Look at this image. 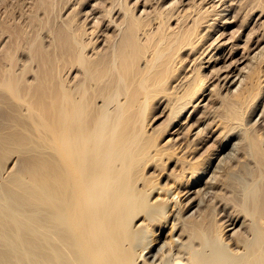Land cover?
Returning <instances> with one entry per match:
<instances>
[{"label":"bare ground","instance_id":"obj_1","mask_svg":"<svg viewBox=\"0 0 264 264\" xmlns=\"http://www.w3.org/2000/svg\"><path fill=\"white\" fill-rule=\"evenodd\" d=\"M123 8V22L114 18L108 22V29L122 33L112 49L94 46L103 34L93 25L82 30V37L76 31L63 32L54 60L46 59L48 66L42 64L38 87L20 81L0 84V171L3 160L17 157L15 168L0 183L11 218L0 215V264H264V138L245 127L249 124L246 111L264 89V61L259 64L264 44L259 61L255 59L258 52L249 53L254 46L247 50L250 42L243 49L249 54L234 59L243 45L232 38L241 32L228 36L237 17L233 14L234 19H229L232 7L227 5L222 9L229 12L219 26L210 21L219 16L217 12L209 17L204 15L209 9L204 13L201 8V16H192L184 10L191 19L187 23L185 18V27L182 24L177 31L165 27L161 14L165 19L155 24L152 19L150 26L142 14L147 10L141 16L133 14V6ZM203 21L207 28L199 31ZM206 38L212 41L201 45ZM259 39L264 41V36ZM192 53L190 60L183 57ZM184 59L192 64L199 59L200 64L188 68V62L183 65L187 73L177 76ZM222 60L231 61L216 67ZM61 62L69 75L66 82L57 77ZM211 66L210 72L224 81L222 87L227 84L233 93L220 114L201 127L204 119L200 120L199 111L209 96V74L202 69ZM236 81L237 87L231 89ZM162 116L166 124L153 127ZM241 129L247 132L245 150L237 142L227 150ZM186 132L194 136V144L195 139L205 138L203 133L209 138L219 132L221 146L211 153L207 166L182 156L193 149L188 145L186 149ZM166 133L169 137H164ZM165 156L188 170L192 184L210 173L206 184L215 188L222 167L230 163L229 170L238 168L230 175H248L252 188L260 187L250 188L237 203L225 200L222 189L228 184L216 189L213 202H225L223 206L233 207L234 212L231 209L233 214L221 218L215 230L202 238L196 224L185 216L197 204L196 193L202 189L174 190L146 174L147 168L160 166ZM174 177L175 182L180 179L179 174Z\"/></svg>","mask_w":264,"mask_h":264},{"label":"rangeland","instance_id":"obj_2","mask_svg":"<svg viewBox=\"0 0 264 264\" xmlns=\"http://www.w3.org/2000/svg\"><path fill=\"white\" fill-rule=\"evenodd\" d=\"M175 1L176 0H0V84L6 83L8 81L13 82V83L20 81L23 85H26V83H28V85H35L38 87V85H40V80H39L38 76L42 72V64H46V59L49 60V62H51V60H54V55H55V52L57 51L59 36L63 32L69 33L71 31H76L78 36L82 37V30L88 26H90L92 28V25H93L94 26L93 28L97 29L96 31H98V29L100 28L98 32L101 31L100 33L103 34L100 36L99 39L100 40L102 38L104 39L102 41V43L98 41L99 39L97 41H95L94 46H96V45L98 47L102 46L101 47L102 49H104V48L106 49L107 47L109 49H112L117 44L122 33H118L117 31H114L113 29H108V27H107L108 22H110L109 19L113 20V18L117 23L123 22L124 10L121 11L120 8L124 9L123 8L124 5H126V6L129 5L131 8L133 6V9L131 11L133 12V14L135 13L134 15H141L140 13L144 12L143 11L144 9H145V11L147 10L146 12L149 15H147V13H142L143 17H145V23H149V24L152 22H154L153 24L160 23V21H162L163 18L165 17L166 18V19L164 18L165 22L168 21L167 25L163 21L165 24V27L168 28L169 30L172 27L176 31L178 29L180 30L181 28L185 27V24H184L185 18H186V22L188 19L187 16L184 15L185 13H191L192 16H195V14L198 13L196 15V16H198L200 14L199 11L204 12V11L209 9L208 11H210V12H208V14H207V11H206V13L204 12L205 13L204 15L209 16V14H210L211 16H209V17H213V15L216 16L219 14V16H216L215 18H213V20H210L211 22L212 21L214 22L213 25L219 26L220 24L223 23V20H225L223 17H225V15H227V13L229 12V11H226V12L223 11L222 8H224L225 5L229 6L230 8L232 7L231 13L227 16L230 17L229 18L230 20L234 19V17H237V19H235V21L228 28V30L230 32V33L228 32V36L230 35L232 37V36H235V34L237 35V33L241 32L240 33L241 35L238 34L237 37L235 36L232 38L235 39L234 40L235 42H237V43L240 42V46L243 45V46H241V48H238L239 50L235 54L234 59H236L237 57L239 59H242L241 57L243 56L244 53L245 54L251 53L250 55H252L255 53L254 51H256V52H258V55H257V58H255V59H256V61H259L260 53L261 52L263 53V50H259V49L264 44V41H262V39L261 40L259 39V37L261 38L264 36V14L262 13V9L264 10V0H227V1L226 0H220L221 2L219 0H214V1L213 0H181L182 3L184 2V4L181 3L182 5L181 4L179 5V3L176 4ZM178 1H176V2H178ZM223 1H225L227 4L224 5ZM219 2H220V6L218 5ZM212 3H214L215 5L213 4L211 6L210 4H212ZM191 5H192V7H190ZM205 7H207V8H205ZM112 8H113V10H116V11H114V13H113V10H112L111 11L112 14L108 15L109 12H107V11L111 10ZM201 8L202 9L204 8V10L201 11ZM187 9H188V11H184ZM213 9H214V11H212ZM118 10H119V12H118ZM148 10L149 11L151 10L154 13H157L159 11V15L161 14L164 17L161 15H160L161 16L160 17L158 15V13H157V15H155V14L152 15L153 12L151 13V11L149 12ZM155 10H157V11L155 12ZM89 11L92 14L90 16H89ZM160 11H161V13H160ZM222 11H223V13H222ZM162 12H164V13H162ZM203 12H202V14H203ZM212 12H214V13L217 12V13L215 15ZM218 12H221V13H218ZM150 13H151V16L154 17V15H155L157 18L156 17L151 18ZM260 13H262V14L260 15ZM145 15H147V17ZM165 15L168 17L170 16V17L167 18ZM259 15H260V17H259ZM87 16L89 18H91L90 19L91 21L89 20V18ZM200 16H201V14H200ZM206 16H205V18L208 19L209 17L207 18ZM202 17H204V16H202ZM217 17L219 19H217ZM205 18H203V19H205ZM259 18H261V19H259ZM152 19L155 21L151 22ZM156 19H158V20L156 21ZM159 19H160V21H159ZM167 19H169V20H167ZM190 19H191V17H189L188 22ZM200 19H201V17H200ZM89 21H90V23H89ZM206 21H203L204 23L201 22L202 25L199 26V31H200V29H201V31L206 30V28H207V26L205 25L207 23ZM93 22H94V24H93ZM180 24H181V26H179ZM151 25L152 24H150V26ZM204 27H206V28H204ZM112 28H114V26ZM172 28H171V30H172ZM238 30H239V32H238ZM251 32H253V33H251ZM250 33H251V35H249ZM231 34H233V35H231ZM253 34H255L256 37ZM262 34H263V36H261ZM213 35L217 36V33H214ZM247 35H249L248 39H250L251 37L253 38V36H254V38L253 39L251 38V40L248 41V39L246 40ZM240 36H242L243 39H241ZM211 38L210 39L206 38L201 43V45L204 44L207 40L208 41L206 44L208 45L209 42L212 41ZM86 39H87V35H86ZM233 39H232V41H233ZM254 40H255V42H254ZM232 41H231L230 45H228V47H227L228 49L226 48V51H227L226 53H228L230 46L232 45V43H234V41L233 42ZM244 41H247V42L244 43ZM248 42H250V44L247 45ZM206 44H205V46H207ZM259 44H261L260 47H256ZM246 45H247V50H250L253 46H254L253 48L254 49L256 48V49L254 50L252 48L251 49L252 52L251 51L249 52L247 50L245 52V50H243V49H246L245 48ZM242 50L244 51L243 53H241ZM194 54L198 55L199 53L195 52ZM182 55H183V53H182ZM192 55H193V53L189 54L190 57H188V54H184L183 57L187 56V58L190 60L191 57L192 58L194 57V55L193 56ZM261 55L263 57L264 53ZM188 59L187 60L184 59V61H182V62H185V63H183V64L181 63L180 67H178L177 72H176L177 76L181 73L183 75L187 73L185 67L183 69V65L186 66V64L189 62ZM261 59H264V57ZM261 59H260L259 64L264 61ZM230 61L231 60H228V61L222 60L219 62V64H216V67L225 66L224 64H227ZM247 62L248 61H245L243 64L240 65V67L243 66L244 64H246ZM189 63H188V65H189L188 68H190V67L194 68V67H196V65L198 66L200 64V60L198 59L196 62H194V64H192L191 61ZM205 64H204V66L208 65V64H206V65ZM46 66H48V64H46ZM248 66L246 65V68ZM212 67L213 66L207 67L206 69L205 68L202 69V71L204 73H207V75L209 74V76H211V74H212V76H211L212 78H210L209 76L207 77L208 80H207V84H206V86H207L206 93L209 94V96H207V98L205 100L206 104L203 107H201V109H200L201 111H199V114L200 115L202 114V116L204 117L203 118L202 116H200V117H202L200 120L204 119V120H202L203 122H202L201 127L206 125V122L211 121L214 117H216L218 114H220L222 106H223L222 104L224 103L225 99L230 98L232 93H233V91L228 90V88L226 87L227 84L224 85L225 83L223 80H221V81L219 80L221 78L220 76H219L220 78L216 77L218 74L214 73V71H211L212 73L210 72V69ZM56 73H57V77H59L62 81L66 82L69 80V75H67V69L65 67V63L61 62L59 64V67H58ZM225 73L226 72H224V74H222V76H224ZM237 73H238V71L237 72L235 71V77L236 78L238 77V76H236ZM220 75H221V73H220ZM179 76H182V75H179ZM214 77H215V79H214ZM217 81H219L221 84L217 83ZM238 81H236V83L234 85H230L231 89H235V87H237L236 85L239 83ZM222 83H224L223 87H222ZM211 87H213V90H211ZM7 93H8V91H7ZM263 104H264V89L261 91L259 97H257L255 99V101L251 104V106L247 109L246 120H247V122H249V124H245V127L249 128V130H247V131H253L256 135H258L262 138H264V114H263L264 113L263 112L264 111L263 110L264 105ZM156 110L160 111L161 109L157 108ZM158 111L157 112L155 111V112L159 113ZM261 113L263 114L262 117H261ZM187 114L188 113H185L184 116H187ZM259 117H261V118H259ZM184 118L185 117H183V119ZM166 119H167L166 116L159 117L153 122L152 126L155 128L156 127L158 128L159 126L162 127L163 124H166ZM257 120H259V121H257ZM240 132H241V135L233 138V140L229 143V147L227 148V150L232 148L230 146L234 145L233 144L234 142H237V144L240 146V148L242 150H245L246 143H247L245 140V137L247 136V132L245 133L244 129H241ZM218 133L219 132H216L214 134L215 137L213 136V137H209V138L207 137L206 133H203L204 136L202 135V137H205L207 139L201 138V139H199V141H196V139H195V141H193V142H195V144L197 143V146H198L197 147L194 143H192L191 138L194 136H192L190 138L191 133L186 132L185 135H188V136H185V138H184V140L186 139L185 140L186 149L188 150V148H187L188 146H189V149H190V147H191V149L192 148L193 149L191 150V152L189 150L188 153H185L182 156L186 160H196V161L199 160V161H201L203 164L200 165V167L207 166L210 161L212 162V160L210 159L211 153L214 152L215 150H218L219 146H221V137H216V135ZM163 136H164V134H163ZM163 136L161 138H163ZM164 137H169V134L166 133ZM189 138L191 139L190 141H189ZM215 138H216V140H215ZM203 140L207 141V143L204 142ZM218 143H220V144H218ZM203 144H204V146H203ZM208 144H210L212 146L208 147ZM263 144H264V140H263ZM194 146H195V148H194ZM178 152H179V150H178ZM242 153L243 152H241V154ZM216 156H217V154H215V157ZM16 159H17V157L14 154V155H10L8 157V159H6L5 161L3 160L2 167H1L2 170L0 171V183H3L6 180L7 175H8V171L11 170L12 168H15ZM229 165H230V163H227V164H225V166L222 167L221 177L219 178L220 179L219 183L215 184V188L214 187L210 188L209 186L207 187L208 183L206 184V180L210 176V173L207 174L206 176L203 175L202 179L199 182L196 183L194 181L195 183H193L194 184L193 185L191 182L193 180V179L191 180L192 177L188 178V177H190V174H188V170H183V168L180 167L179 165H174V162L167 161L166 156L161 161L160 166H158V167L157 166L156 167L151 166V167L147 168L146 174L150 178L154 179L158 185H163V186L171 185L172 189H174V190L180 189V191L184 190L183 192H185L189 188L191 189V191H194V190L196 191L197 189L198 190L202 189V190H199V192H197L198 194L196 192L193 193L194 195L196 193L195 203H197V204L195 205V207L193 209L188 211L185 214V216H187V222H189L190 224H196V226H197L196 231H197L198 235L201 236L202 238H204L207 234H209L215 230V226L217 225L219 220H222L221 218H223V219L225 217L228 218V216H230V214L231 213L233 214V212H234V210L232 209L233 205H231V204L229 205V208H230V206L232 207L231 208L233 211L232 212V211H230L231 209H228V205L225 207L223 206V204L225 205V202L224 203L222 202L223 203L222 204L218 200L214 199V202L212 200V197L215 196V192L220 191V189L222 188V184L225 183V184L229 185V188H224V189H222V191H224V190L226 191L223 193L225 195V200L231 201V203H237V202L241 201L243 199L245 192H247L250 188H252L251 177L248 175H243V174H242V177H238L237 175L235 176V174L230 175L231 172H235L238 168L235 169L234 171H233V169L229 170ZM229 171H231V172H229ZM170 173H172V174H170ZM175 174H179V176H180V179L177 180V182L174 181V178H175L174 175ZM204 177H205V179H204ZM243 177L247 179V182H246V180H245V182L243 181L244 180ZM186 183L189 185L186 186L185 185ZM205 187H207V188H205ZM259 187L254 186L252 188V190H257ZM216 189H217V191H216ZM208 190L211 192V194L213 193L212 191L214 190V193H213L214 195L211 196V194L208 192ZM202 191L205 192V194H202L203 193ZM208 193L210 194V196L207 195ZM193 194H192V196H193ZM204 195H206L207 197H205ZM261 195H262V190L259 191V197ZM183 198H184V195H183ZM201 200H203L204 203ZM199 203H200V205H199ZM218 204H220V205H218ZM197 206H198V208H197ZM222 206H223V208H222ZM195 209L196 210L198 209V210L196 211ZM227 210H228V212H227ZM224 211H225V214L221 215L220 213L221 212L224 213ZM8 212H9V209L6 205V201L4 200V196L0 195V215H5V218L9 219L10 216L7 215ZM191 212H193V213H191ZM10 220H11V218L9 219V221ZM9 221H8V224L10 225ZM2 227H3V225L0 224V229ZM230 232H232V230ZM227 234H228V232H227ZM225 237H226V234H225ZM163 240H164V238H163Z\"/></svg>","mask_w":264,"mask_h":264}]
</instances>
